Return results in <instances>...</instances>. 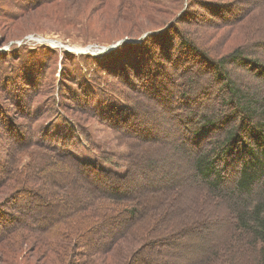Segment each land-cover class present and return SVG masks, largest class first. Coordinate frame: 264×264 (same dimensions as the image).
<instances>
[{
	"label": "rangeland",
	"instance_id": "1",
	"mask_svg": "<svg viewBox=\"0 0 264 264\" xmlns=\"http://www.w3.org/2000/svg\"><path fill=\"white\" fill-rule=\"evenodd\" d=\"M214 1L227 6L237 2L239 4L254 3L253 6L255 5L256 10L248 14V18L243 19L238 27H242L240 28L241 33L246 30L242 35L245 45H250L255 40L254 35L256 34L259 39H264V0ZM164 2L166 3H162L161 6L169 8L168 10H171L172 13L177 11L179 7L177 3L173 4L172 0H165ZM159 5L152 7L137 0H133L130 4H126L122 0H0V174L5 175L3 181L0 182V264H126L124 259L127 256L125 257L123 252L129 250L128 245L132 241V249L133 247L134 249L137 248L141 243V241L131 240L129 237L134 235L133 232L137 234L139 228L129 230L135 220L131 221L128 217L119 218L123 211L118 214L113 213L111 216L105 217L106 219H102V217L94 219L95 213L91 211L88 213L89 210H86L83 219L80 217L70 221L68 219V221L58 223L50 229V219L57 217L56 212L61 207L58 197L52 190L56 189L58 192L61 190L58 188V184L54 188L51 183L40 180L31 172V167L24 165L25 163L20 164L14 155L26 146L25 134L28 131L31 134L28 110H34L32 105L35 107L43 105L46 103V99L50 98V101H54L55 106L53 105V109H49L62 113L61 118L64 115L69 117L73 115L88 120L84 110L77 108L78 104L72 98L79 82L74 76L76 69L71 68L73 64L70 62H74V56L79 54L84 57L88 55L92 58L98 55L97 57L106 63L107 70H110L113 63L123 65V63L128 62L133 56L129 53H123L121 48L117 49L121 44L111 50H108V47L119 41L130 42V44L139 42L138 28L143 23L155 22L157 20L155 15L158 19L161 16H166L164 21H167L166 24L169 25L170 19H173L174 16L164 15L165 13L158 11ZM196 7H200L194 8L197 9L196 16L204 15L210 21L202 26L195 24L194 26L198 27L202 34L203 31L217 32L214 38H209V43H212L217 37L219 38V33H226L225 37L219 38L220 43L218 44L223 47V53L229 51L231 46L243 43V40L238 39V35L235 37L233 33L239 29L222 24L224 23L223 19L215 15V12L224 15L226 6L215 10L214 13L202 6ZM161 19L163 18L161 17ZM179 26L186 27L187 24L183 21L179 23ZM169 27V31H171L173 26L170 24ZM217 27L219 29L215 30ZM148 47L154 49V44L149 42ZM195 47L199 48L200 44L196 43ZM50 49L58 50L60 57H63L64 51H68L64 55L62 69L55 66V63H52L51 66L47 65V69L42 67L45 61H42L41 57ZM114 50L113 54H107ZM157 50V53L161 51L160 55L167 56V59H170V55H172L170 60L164 61V67H166L167 73L169 72L168 78L175 74L174 83H177V86L172 87L170 95H165L164 98L171 103L170 107L165 109L163 100L155 97L154 90H152V86L155 89V79H152L145 91L132 89L136 93L132 96L136 105L139 106L140 110L147 111L145 118L133 120L120 115L118 127L111 128L104 127L99 123L95 125L93 120L92 122L89 120L91 127L94 130L98 129L97 133L100 136L112 140V143H117L119 147L130 148L137 155L139 162L148 156L173 154V150L167 144H171L168 140L174 141L177 137V131L173 127L180 123V118L174 119L172 115L174 111L180 112L179 115H186L216 110L220 108V102L224 95L222 91L217 90L221 84L220 80L206 71L208 70V62L197 50L180 49V46L172 49L170 47L169 54L163 51L162 47ZM171 51L173 52L171 53ZM80 55L78 60L80 61L79 65L82 64V69L85 72L89 70L93 72L91 68L98 61L88 66L84 64V57ZM19 57L24 58L22 62L19 61ZM5 60L12 62V66L7 68L6 63L3 62ZM14 67L18 68V72L21 73L18 82H13L11 77L7 76L12 74ZM181 72L182 74L179 76ZM50 73L54 81L47 78ZM103 74L105 75V73ZM113 75L110 76L113 77ZM79 78L81 80V77ZM133 78L135 82H140L136 77L133 76ZM189 78L195 81L191 85H188ZM4 80L10 87L4 84ZM182 81H185L184 87L178 84ZM260 81L264 84V77ZM17 83L26 88L21 92L16 86ZM198 83L203 86L202 88L205 90L202 91L204 92H207L212 85L213 92H209L208 97H201L202 91L200 92ZM38 87L40 88L38 89ZM166 88L169 89V84H166ZM157 90L156 88L155 91ZM160 91L163 92L164 89L163 91L160 89ZM167 92L164 91L163 94H167ZM64 102L68 105L66 109L59 105V103ZM41 111L39 114L42 113ZM145 120L150 121V125L147 124L150 133L145 130L142 131L144 127L142 121ZM42 122H45V129L54 132V137L61 135L56 134L58 132H66V126L61 122L49 126L52 122L45 117H42L38 123ZM120 123L125 127V123L128 124L127 128L119 126ZM227 124L229 122H224L221 125ZM180 125L183 126L181 128L188 131L184 124L181 123ZM158 127L160 130H157ZM36 131L39 132L38 129ZM223 131L214 132L211 137L221 135ZM152 132L159 133L160 138H155L154 134L146 135V133L152 134ZM190 136H192L191 141L196 139L199 140L200 144H204L206 139V137H199L197 134ZM103 138L98 137V141ZM245 140L247 137L243 134L237 145H234L233 155L229 157L227 172L231 173L235 169V162L239 159L237 157L241 154ZM186 144L188 146V142ZM195 146L198 145L195 144ZM85 147L80 151L79 156L85 153L88 155L97 154L94 150H89V146ZM187 153L188 149L185 150V153L181 151L180 157L174 153L177 158L171 162V172L168 173L166 181L157 182L156 185H168L175 180V184L182 189L179 198L185 200V194L188 196L189 202V197L192 195L190 184L200 183L195 182L188 171H183L186 168ZM16 165L22 167L17 172L16 168L14 169ZM59 165H63V162H59ZM7 167L11 169L5 172ZM72 169L78 173L79 177H84L83 172H78L79 166L73 165ZM71 176L72 173L64 179L70 181ZM93 177L95 176L93 175ZM230 180L227 183L228 187H231L232 184ZM114 181L119 186L125 184L124 180ZM141 184L145 186L144 189L156 188L155 185L149 184L148 180L145 179ZM85 186L92 187L89 181L85 182L84 180L79 189ZM128 195L131 198L138 196L136 187L129 190ZM200 214L202 215L200 219L206 217L205 221L211 220L212 223L206 224L205 221L199 220L201 223L188 224V227L180 233H177L180 223H169L171 220L177 219L179 215L165 217L164 221L168 219V222L162 226H156L154 229H159L156 233L163 235L162 238H154L158 246L149 250L150 254L136 257L133 264H184L185 261H188V264H208L206 259L208 252L212 248L224 249L234 238V236H230V228L236 220V208L227 200L222 199L220 202L214 201L207 206L204 205ZM183 217L188 221V216ZM41 218H45L47 221H41ZM44 225L47 226L45 229H43ZM174 230H176L175 235L172 234ZM119 233L121 235L126 234V236L122 237L124 238L122 242L112 248L111 246ZM136 243L137 246L135 247ZM120 252H122L123 257L118 259L117 256ZM247 255L245 253L244 259L235 264H257L256 259L246 258ZM220 263L226 264L224 261Z\"/></svg>",
	"mask_w": 264,
	"mask_h": 264
},
{
	"label": "trees",
	"instance_id": "2",
	"mask_svg": "<svg viewBox=\"0 0 264 264\" xmlns=\"http://www.w3.org/2000/svg\"><path fill=\"white\" fill-rule=\"evenodd\" d=\"M122 1L130 4L133 0ZM137 1L152 7L160 4L158 11L165 13L164 15L174 16L173 19H170L172 30L169 31L170 24L168 25L167 21H164L166 16H161L163 19L161 17L158 19L155 15L154 17L157 18L155 22L143 23L138 28L139 42H134V44L121 42L117 48H121L123 53L132 54L133 57L123 65L120 63L111 64L110 70L106 69V63L101 61V58L97 57L98 55L94 58L86 55L89 57L87 58L79 54L84 57V64L88 66L98 61L91 68L93 72L90 70L85 72L82 69V64L79 65V55L74 56V62L70 63L73 64L71 68L76 69L74 76L77 78L79 86L72 94V98L77 102V108L84 110L88 120L73 115L71 117L64 115L61 118L62 113L49 109L53 105L55 106L54 101H50V98L46 99V103L43 105L36 107L32 105L35 112L28 110L31 134L29 131L25 134L26 146L22 151L19 150L14 158L20 164L25 163L24 165L31 167V172L43 182L51 183L54 188L58 184L61 193L56 189H53L52 192L58 197L61 207L56 212L57 217L50 219V229L58 223L68 221V219L69 221L77 217L83 219L86 210H89L88 213L90 211L95 213L94 219L107 218L113 213L118 214L123 211L119 218L128 217L131 221L135 220L129 230L139 228L138 233L133 232L134 235L129 237L131 240L135 239L141 243L135 249L131 247L133 241L128 245L129 250L123 252L124 256H127L124 259L126 264H133L136 257L148 255L150 254L149 250L158 246L154 238H162L163 235L156 233L159 229H154L156 226H162L168 222V219L164 221L165 217L179 215L177 219L171 220L169 223H180L177 228L179 230L177 233H180L188 227V224L195 225L201 223L199 220L202 222L206 220V217L200 219L202 216L200 211L204 205L207 206L214 201L220 202L222 199L227 200L236 208V220L230 228V236H234V238L222 250L212 248L206 256L208 264H221L220 262L223 261L226 264H235L244 259L245 253L248 254L246 258H254L257 264H264V84L260 81L264 77V39H259L256 34L254 35L255 40L250 45H245L242 35L246 30L241 33L240 28L242 27H238L243 19L248 18V14L256 10L255 5L247 2L239 4L237 1V3L227 6L214 0H194L193 2H191L192 0H172L173 4L177 3L179 6L176 7L177 11L172 13L171 10H168L169 8L161 6L162 3H166L165 0ZM196 6H202L211 13L226 6L224 15H220L218 12H215V15L223 19L224 23L222 24L239 29L233 33L235 37L238 35V39L243 40V43L231 46L226 53H223V47L218 45L219 38L225 37L226 33H219V38L217 37L212 43H209V38H214L217 32L203 31L202 34L200 29L194 26V24L202 26L210 21L204 15L196 16V10L200 8ZM183 21L187 24L186 27L179 26V23ZM218 29L219 27L215 28V30ZM149 42L154 44V49L148 47ZM194 43L200 44L201 48H196ZM125 46L126 48H123ZM179 46L180 49L189 48L202 54L208 62L206 71L220 80L221 84L218 88L214 87L224 93L220 108L186 115H179L180 112L174 111L172 115L174 119L180 118V123L173 127L177 131V137L174 141L168 140L171 144H167L173 150V154L148 156L139 162L137 155L130 148L124 149L117 143H112V140L100 136L97 133L98 129L94 130L89 120L91 122L93 120L95 125L99 123L104 127L111 128L118 127L120 115L133 120L145 118L147 111L140 110L136 105V101L132 97L136 93L132 89L145 91L152 79H155V89L152 86L155 97L163 100L165 109L170 107L171 103L164 98L165 95H170L172 87L177 86V83H174L175 74L168 78L169 72L167 73L166 67H164V61H168L169 58L160 55L161 51L157 53V49L162 47L163 51L169 54L170 47L172 49ZM58 52V50L50 49L42 55L41 59L45 61L42 64L44 69H47V65L51 66L52 63L62 69L64 55L68 51H64L63 57H60ZM114 52L115 50L107 54ZM23 59V57H19V61L22 62ZM3 62L6 63L7 68L12 66V62L8 60ZM17 69L14 67L12 74L7 75L13 82H18V78L21 76ZM181 74L182 72L179 76ZM133 76L140 82H135ZM47 78L54 81L51 78V73ZM193 80L189 78L188 85L195 82ZM4 84L9 85L6 80H4ZM166 84H169V89L166 88ZM178 84L184 87L185 81ZM16 86L21 92L26 88L18 83ZM198 86L200 92L205 90L200 83ZM156 88L157 91H155ZM160 89L168 91L167 94H163L164 91L161 92ZM209 90L202 91L201 97H208L207 94L213 92L212 85ZM59 105L61 108H68L65 102L59 103ZM40 110H42L41 114H39ZM42 117L49 118V121L52 122L49 126L61 122L66 126V132H58L56 134L61 135L54 137L53 131L45 129V122L38 123ZM142 122H144L142 131L150 133L147 126V124L150 125V121ZM224 122H229L230 125L222 126L221 124ZM181 123L185 125L186 129L188 128L189 133L206 137L204 144H200L196 139L191 141V134L189 135L188 131L181 128L183 127L180 125ZM125 125L126 127L122 123L119 124V126L127 128L128 124L125 123ZM32 130L34 131L32 132ZM157 130L160 128L158 127ZM219 130L224 131L221 135L211 137V134ZM153 134L155 138H160L159 133H146L147 136ZM243 134L246 135L247 140L243 143L241 154L237 157L239 159L235 162V169L229 173L226 170L230 162L229 157L233 155L234 145H237ZM98 137L103 139L99 142ZM85 146H89L88 149L94 150L97 154L88 155L85 153L79 156L80 151L86 148ZM186 149H188L186 155L188 159L185 160L186 168L183 171H188L190 177L200 183L190 184L192 195L189 197V202L188 196L185 194V200L179 198L182 189L175 184V180L168 185H156L157 182L166 181L168 173L171 172V162L181 155V151L185 153ZM59 162H63V165H59ZM73 165L79 166V170H77L83 172L84 177L77 175L78 173L72 169ZM19 166H14L16 172L22 168ZM10 169L7 167L5 172ZM71 173L70 181L69 179L65 180L64 177H69ZM4 176V174H0V182L3 181ZM144 179L148 180L149 184L155 185L157 189H144L145 186L141 184ZM229 179L232 181L231 187L227 186ZM84 180L85 182L89 181L92 187L85 186L79 189ZM114 180H124L125 184L119 186ZM111 182L114 183L109 184ZM135 187L139 195L135 198L127 196L128 191ZM183 216H188V221ZM41 221L46 222L47 220L41 218ZM209 222L212 223L211 220L205 221L206 224H210ZM73 223L75 222L73 221ZM46 227L44 225L43 229ZM175 231L172 232L173 235L176 234ZM124 236L126 234L119 233L111 247L122 242ZM123 254L120 252L117 258L120 259ZM184 264H188V261H185Z\"/></svg>",
	"mask_w": 264,
	"mask_h": 264
},
{
	"label": "water",
	"instance_id": "3",
	"mask_svg": "<svg viewBox=\"0 0 264 264\" xmlns=\"http://www.w3.org/2000/svg\"><path fill=\"white\" fill-rule=\"evenodd\" d=\"M121 42H122V41H119V42H117L116 44H114V45L108 47V50L115 48V47L118 46Z\"/></svg>",
	"mask_w": 264,
	"mask_h": 264
}]
</instances>
